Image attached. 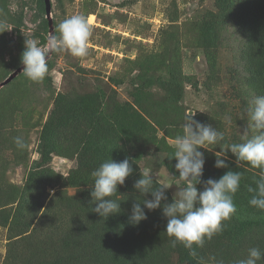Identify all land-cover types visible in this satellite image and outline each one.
<instances>
[{"label": "rangeland", "instance_id": "374dc122", "mask_svg": "<svg viewBox=\"0 0 264 264\" xmlns=\"http://www.w3.org/2000/svg\"><path fill=\"white\" fill-rule=\"evenodd\" d=\"M230 2L50 0L52 24L46 27L48 18L39 0H0V22L10 30L0 33V264H40L53 260L61 249L59 237L50 238L56 227L42 223L44 209L39 213L34 205L47 197L44 192L49 193V216L62 225L79 212L75 198L81 196L83 188L78 173L82 171L80 157L68 149L51 154L48 162L40 155L42 132L58 101L64 104L69 98L86 97L100 88L107 90L109 78H114L120 83L115 86L119 100L133 102L134 86L143 84L152 101L147 113L156 124L174 130L175 135L182 134L191 112L195 121L224 132V141L208 146L212 151L199 149L205 157L203 175L214 167L215 152L243 142L244 134H252L247 128V108L255 93L247 88L245 68L238 59L243 40L226 12ZM77 14L85 15L93 29L86 57H75L69 51L53 52L42 82H33L20 72L1 87L14 72L23 69L21 54L26 39H36L43 46L50 34L59 35L62 20ZM173 77L182 80L183 97L165 107L162 83ZM163 131L157 129L160 141L141 144L138 167L142 173L148 171L162 178L171 174L173 187L167 192L172 199L186 182L179 181L175 169L174 140L166 138ZM17 136L26 140L25 149L16 147ZM170 158L172 165L168 164ZM29 179L34 182L25 188ZM24 200L34 203L26 206ZM261 235L260 243H233L227 254L217 240H206L198 253L209 264H214L212 257L234 264L247 256L249 248L264 252V231ZM167 264L183 263L172 255ZM257 264H264V259Z\"/></svg>", "mask_w": 264, "mask_h": 264}, {"label": "trees", "instance_id": "16d2710c", "mask_svg": "<svg viewBox=\"0 0 264 264\" xmlns=\"http://www.w3.org/2000/svg\"><path fill=\"white\" fill-rule=\"evenodd\" d=\"M39 6L46 12L44 0H39ZM226 12L230 13V18L237 24L239 37L243 40L238 59L245 68L246 86L255 95H264V0H231ZM48 24L49 21H45L46 27ZM43 41L46 40L43 38ZM206 43L208 40L205 39ZM119 84V81L109 78L107 90L100 88L86 97L69 98L64 104L58 101L43 129L41 160L48 162L51 154L65 149L73 151L80 157L79 168L82 171L78 173L83 188L81 196L75 198L79 212L65 225L49 216L51 204L46 205L48 192H44L47 197L39 198L37 203L23 201L26 206L34 203L39 213L44 209L40 221L53 224L56 229L51 230L50 238L59 237L58 241L61 242V249L56 252L55 258L42 260L40 264H167L172 255L180 257L183 264H209V260L198 253L201 248L195 245L196 257L190 256L182 244L171 246L172 238L165 232L167 220L162 216V209H145L146 220L136 226L129 223L132 205L139 195L133 185L142 173L138 167L142 162L141 144L160 141L156 136L158 128L164 129L166 138L174 140L176 135L174 130L153 122L147 113L152 101L143 84L134 86L133 102L119 100L115 90ZM162 85L166 93L165 107L172 101L182 99L180 78H170ZM66 142L68 147H65ZM168 150L172 148L168 146ZM227 155L229 169L241 172L242 180L234 196L236 215L224 222V231L211 239L220 243L225 254L233 243H260L264 231V211L249 205L254 193L248 192V186L256 188L255 181L259 179L261 170L251 167L247 162H236L231 152ZM110 158L117 162L130 158L134 171L126 178L123 186H118L117 197H113L121 201V212L104 219L92 211L95 204L91 203L90 192L94 185L92 172ZM168 164L172 165V158ZM229 169H218L215 166L207 168L201 184L197 185L198 190H203V182L209 178L219 179ZM33 182L29 179L25 188H30ZM166 194L171 202L170 194ZM145 198L150 199V194Z\"/></svg>", "mask_w": 264, "mask_h": 264}, {"label": "clouds", "instance_id": "9594fccd", "mask_svg": "<svg viewBox=\"0 0 264 264\" xmlns=\"http://www.w3.org/2000/svg\"><path fill=\"white\" fill-rule=\"evenodd\" d=\"M10 31L7 24L0 22V33ZM92 26L85 15L77 14L62 20L58 25L59 35L50 34L43 46L36 39H26L21 54L22 73L33 82H42L49 72L48 59L53 52L69 51L75 57H86L89 54V41ZM191 113V112H190ZM183 124L182 134L176 135L173 142L175 169L179 181L186 186L175 192L171 202L167 191L173 187V177H158L145 171L135 181L133 187L139 193L133 203L129 223L133 226L147 219L145 209L154 211L162 209V216L167 220L165 232L172 238V247L182 244L192 257L197 256V248L204 246L205 240L224 231L225 223L237 213L234 196L240 189L242 173L229 169L228 151L237 161L247 162L251 167L260 169L256 188L248 186V192L254 193L249 205L264 211V95H253L249 101L247 115L250 123L247 128L251 135L244 134L243 142L231 143L226 150L215 152V164L218 169H229L219 179L209 178L203 182V190H198L205 164L204 153L200 148L209 151L210 145L220 144L225 139L224 132L218 131L211 124H201L190 114ZM229 119V123L230 118ZM16 147L23 150L27 147L22 136L14 138ZM133 163L130 158L117 162L113 159L102 162L92 172L94 185L91 189L92 211L101 218L121 212L120 200L117 197L118 186L125 184L126 178L133 174ZM178 183V181H177ZM150 194L151 198H145ZM140 197L141 199H137ZM143 205V207H142ZM264 259V252L257 247L248 249L245 258L234 264H257ZM214 264H224L223 260L212 257Z\"/></svg>", "mask_w": 264, "mask_h": 264}, {"label": "water", "instance_id": "95a60500", "mask_svg": "<svg viewBox=\"0 0 264 264\" xmlns=\"http://www.w3.org/2000/svg\"><path fill=\"white\" fill-rule=\"evenodd\" d=\"M45 1V8H46V15L49 21V24H52V19H51V13H52V6L50 3V0H44ZM23 69L19 68L14 74H12L8 79H6L2 84L1 87H4L5 85L9 84L16 76L19 75L20 72H22Z\"/></svg>", "mask_w": 264, "mask_h": 264}, {"label": "bare ground", "instance_id": "6f19581e", "mask_svg": "<svg viewBox=\"0 0 264 264\" xmlns=\"http://www.w3.org/2000/svg\"><path fill=\"white\" fill-rule=\"evenodd\" d=\"M93 20V19H92Z\"/></svg>", "mask_w": 264, "mask_h": 264}]
</instances>
